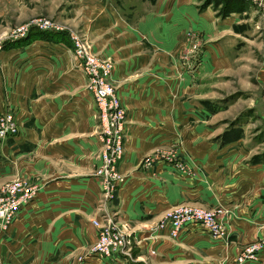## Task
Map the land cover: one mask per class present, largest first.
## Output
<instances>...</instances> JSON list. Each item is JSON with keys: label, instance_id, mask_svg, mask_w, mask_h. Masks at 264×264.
<instances>
[{"label": "crops", "instance_id": "crops-1", "mask_svg": "<svg viewBox=\"0 0 264 264\" xmlns=\"http://www.w3.org/2000/svg\"><path fill=\"white\" fill-rule=\"evenodd\" d=\"M123 1L72 0L65 21L114 63L127 123L123 181L111 210L133 244L112 257L92 252L100 231L93 222L101 197L98 107L72 42L31 38L0 49V113L13 111L19 122L17 135L0 140V187L14 178L38 186L0 243V264H264V250L257 261L238 260L264 237V166L241 167L234 151L210 141L198 101L203 83L193 82L195 72L213 77L229 61L216 46L239 11L220 18L197 0H155L131 18ZM16 12L22 20L33 10L20 4ZM192 31L210 40L194 73L178 55ZM259 82L264 87V66ZM255 101L264 115V94ZM166 152L191 170L158 158ZM181 204L224 208L227 235L192 223L172 237L168 214Z\"/></svg>", "mask_w": 264, "mask_h": 264}, {"label": "rangeland", "instance_id": "rangeland-1", "mask_svg": "<svg viewBox=\"0 0 264 264\" xmlns=\"http://www.w3.org/2000/svg\"><path fill=\"white\" fill-rule=\"evenodd\" d=\"M154 1L124 0L123 4L125 3V5L122 6L131 18H135L152 8ZM252 2L251 0H224L222 2L221 0H197L200 10H205L209 7L216 8V13L220 15V18L227 17L234 11H239L235 15V23L232 25L230 33L227 32L226 37L221 39L223 46H216L221 52L224 51L229 56V61L225 63V67L215 68L213 77L206 76L201 72L198 73V71L195 72L197 65H200L201 53L210 44L205 32H190L192 34L189 45L178 52L183 68L187 71H192V73L195 72L193 82L203 83L198 95L200 104L198 105L202 107L200 113L205 116L204 122L208 135L211 137L210 141L217 148L234 151L235 163L247 168L264 166V115L256 111L257 102L255 101L257 97H262L264 94V87L259 82L260 72L264 66V8ZM70 3H72V0H0V49L8 43L26 38L32 33L34 34L38 31L51 32L49 29L39 28L40 24H50L53 28H62L59 31H55V28L53 31L61 32L71 42L73 41L72 37L79 35L88 46L87 48L92 53H95L89 45L87 37L80 30L69 26L67 22L70 21H65L71 11L69 9L71 8L69 6ZM250 3L255 4L259 8H256L255 5H253L255 8L249 7ZM20 4L27 6L28 11L30 9L33 10L31 14H27L22 20L19 19V13L16 12V8ZM132 4L136 7L133 10L134 5ZM26 26H29V30L24 35L25 37L17 36L25 33L24 27ZM188 47H194L197 50L195 56L192 55L189 59L181 58V51L185 52ZM95 54L102 57L97 53ZM115 88L117 91L116 86ZM178 158L182 164L179 169L183 172H189L191 170L190 166L182 160L179 154ZM146 160H144V163ZM99 167L96 169L95 174L101 186V197L98 205V215L95 219L106 220L107 217L112 218V221L128 240L127 250H130L133 244L130 238L131 234L125 227L126 225L120 224L116 219L118 212L111 210L118 198L119 185L116 191L117 195L115 193V196L111 197L110 193L105 191L103 179L97 174ZM17 179L34 184L25 178H14L7 183ZM4 185L0 187V190ZM181 205L198 206L195 204ZM215 209L211 208L209 210ZM172 212L168 214V223H170L169 215ZM260 239H264V237L257 240ZM92 252L96 253L93 249ZM260 255L257 260L261 258Z\"/></svg>", "mask_w": 264, "mask_h": 264}, {"label": "built area", "instance_id": "built-area-1", "mask_svg": "<svg viewBox=\"0 0 264 264\" xmlns=\"http://www.w3.org/2000/svg\"><path fill=\"white\" fill-rule=\"evenodd\" d=\"M251 1L264 8V0ZM39 28L53 31L56 27L53 28L50 24H40ZM24 29L26 30L25 33L17 36L26 35L29 26L24 27ZM61 29L57 27L55 31ZM72 39V48L76 56L81 59L84 72L88 78L87 89L93 93L98 107V135L102 142V164L97 174L103 179L105 191L113 197L118 185L123 181L119 163L125 151L126 110L111 79L112 61L92 53L79 35L72 37ZM196 52L197 50L194 47H188L185 52L181 51V58L189 59L192 55L195 56ZM18 132L19 122L16 114L13 111L0 113V140L15 136ZM158 155V158H163L175 168L182 166L175 152ZM152 159L151 156L148 157L146 164H150ZM37 193L38 187L36 185L21 179L11 181L2 187L0 190V243L18 211L29 204ZM224 211L222 207L209 210L198 206L181 205L169 215L170 235L176 238L185 226L199 223L205 226L212 236L224 238L227 235V227L223 221ZM93 222L100 230L98 239L92 248L94 252L105 257L128 252V240L120 232L112 218L107 217L106 220L97 218ZM263 250L264 239L253 241L242 250L238 257L239 262L257 260Z\"/></svg>", "mask_w": 264, "mask_h": 264}, {"label": "trees", "instance_id": "trees-1", "mask_svg": "<svg viewBox=\"0 0 264 264\" xmlns=\"http://www.w3.org/2000/svg\"><path fill=\"white\" fill-rule=\"evenodd\" d=\"M222 1H224V0H221V2ZM209 3H210V1H209ZM225 4H226V2H225ZM40 37H45V38H53V39H66L67 37L64 35V34H62L61 32H45V31H38V32H36V33H32V34H30L29 36H27L26 38H23V39H21V40H18V41H16V42H14V44L15 43H19L20 41H24V40H29V39H31V38H40ZM68 39V38H67ZM70 40V39H69ZM8 45H11V44H8Z\"/></svg>", "mask_w": 264, "mask_h": 264}]
</instances>
